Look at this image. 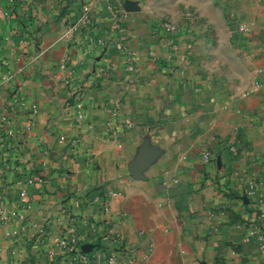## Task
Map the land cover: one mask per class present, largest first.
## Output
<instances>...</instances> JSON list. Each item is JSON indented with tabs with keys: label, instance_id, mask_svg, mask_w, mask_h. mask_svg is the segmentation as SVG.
Instances as JSON below:
<instances>
[{
	"label": "crops",
	"instance_id": "1",
	"mask_svg": "<svg viewBox=\"0 0 264 264\" xmlns=\"http://www.w3.org/2000/svg\"><path fill=\"white\" fill-rule=\"evenodd\" d=\"M121 244L264 264V0H0V264Z\"/></svg>",
	"mask_w": 264,
	"mask_h": 264
},
{
	"label": "built area",
	"instance_id": "2",
	"mask_svg": "<svg viewBox=\"0 0 264 264\" xmlns=\"http://www.w3.org/2000/svg\"><path fill=\"white\" fill-rule=\"evenodd\" d=\"M111 12H112L113 20H114V27L119 29L121 32H124L126 27L120 23L119 12L116 9L114 10V8L111 10ZM90 16H91L90 7L86 6L84 14L82 16V21H87ZM193 18L194 17H191V20ZM163 27H165L171 31L178 29V26L174 23H171V22H164ZM73 29H76V26L71 28V30H73ZM239 30L246 32L247 28H246V26H244L242 24V25H240ZM33 108H34V111H36L34 106H33ZM5 119L6 118L3 117V120H5ZM203 158L205 161H209L211 158V151L208 149L204 150ZM30 182H32V180ZM21 195L25 196L26 191L23 190ZM107 204L108 203L106 201L103 202L102 208L104 210H107V207H108ZM61 242L66 244L65 240H62ZM121 246H122L121 247L122 249H120V250L114 249V248L110 249V250H107L108 248L107 249L106 248L105 249L99 248L97 253L94 256L95 259L97 260V264H135L136 263L135 256L130 251H128V249H126L125 244H121ZM128 253L131 254V257H128ZM123 256H125V257L123 258ZM75 257H76V259H80V260H87L88 259L87 255L83 251H80V250H78L76 252Z\"/></svg>",
	"mask_w": 264,
	"mask_h": 264
},
{
	"label": "rangeland",
	"instance_id": "3",
	"mask_svg": "<svg viewBox=\"0 0 264 264\" xmlns=\"http://www.w3.org/2000/svg\"><path fill=\"white\" fill-rule=\"evenodd\" d=\"M88 6L90 7V14L92 13V11H93V5H92V2H89V4H88ZM114 8V10H115V7H114V5L113 4H111V5H109L108 6V10L111 12V10ZM111 14H112V12H111ZM89 21L91 20V17H89V19H88ZM87 20V21H88ZM193 21L195 20V18H193L192 19ZM41 56V55H40ZM34 182V179H32V182L31 183H33ZM26 196V195H25ZM25 196H23V197H25ZM2 216H4V218L5 217H7V215L5 214V213H3V214H1ZM6 215V216H5ZM62 240H65V242H66V244H64V243H62L61 241ZM62 240H60V244H59V246H60V248L64 251V252H69V253H71V251L74 253V255H76V252L78 251L77 250V248L75 247V246H73V244H69V241H68V239L67 238H64V239H62ZM35 240H34V238H32V240H31V243L32 242H34ZM31 245V244H30ZM30 245H29V247H30ZM260 251H261V255L262 256H264V244H261L260 245ZM30 250H32V248H30ZM81 251V250H80ZM59 253H61V252H59ZM59 253H57L58 255H59ZM31 257V256H30ZM263 262H264V260H263Z\"/></svg>",
	"mask_w": 264,
	"mask_h": 264
},
{
	"label": "trees",
	"instance_id": "4",
	"mask_svg": "<svg viewBox=\"0 0 264 264\" xmlns=\"http://www.w3.org/2000/svg\"><path fill=\"white\" fill-rule=\"evenodd\" d=\"M73 253V252H72ZM74 254V253H73Z\"/></svg>",
	"mask_w": 264,
	"mask_h": 264
},
{
	"label": "water",
	"instance_id": "5",
	"mask_svg": "<svg viewBox=\"0 0 264 264\" xmlns=\"http://www.w3.org/2000/svg\"><path fill=\"white\" fill-rule=\"evenodd\" d=\"M83 252H85V251H83Z\"/></svg>",
	"mask_w": 264,
	"mask_h": 264
}]
</instances>
